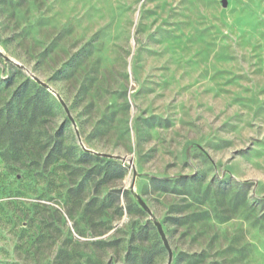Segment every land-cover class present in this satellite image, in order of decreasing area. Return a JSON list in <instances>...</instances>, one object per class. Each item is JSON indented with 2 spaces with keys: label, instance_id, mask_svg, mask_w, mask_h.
Segmentation results:
<instances>
[{
  "label": "rangeland",
  "instance_id": "obj_1",
  "mask_svg": "<svg viewBox=\"0 0 264 264\" xmlns=\"http://www.w3.org/2000/svg\"><path fill=\"white\" fill-rule=\"evenodd\" d=\"M223 1L0 0V264H168L156 223L264 264V0Z\"/></svg>",
  "mask_w": 264,
  "mask_h": 264
},
{
  "label": "water",
  "instance_id": "obj_2",
  "mask_svg": "<svg viewBox=\"0 0 264 264\" xmlns=\"http://www.w3.org/2000/svg\"><path fill=\"white\" fill-rule=\"evenodd\" d=\"M223 5H224V7L227 6V1L226 0L223 1ZM37 81L40 82L38 79H37ZM67 112H68V110H67ZM140 204L145 210H147L150 213L149 208L147 207V205L143 201H140ZM156 226H157L158 232H159V234L161 236V239L163 240L164 246L166 247V249L168 250V253H169V263L168 264H171V262L173 260V251H172V249H171V247L169 245V242L167 240V237H166V234H165V232L163 230L162 225L160 223H156Z\"/></svg>",
  "mask_w": 264,
  "mask_h": 264
},
{
  "label": "bare ground",
  "instance_id": "obj_3",
  "mask_svg": "<svg viewBox=\"0 0 264 264\" xmlns=\"http://www.w3.org/2000/svg\"><path fill=\"white\" fill-rule=\"evenodd\" d=\"M185 3V2H184ZM45 27V26H44ZM47 31V30H46ZM46 41V40H45ZM57 43V42H56Z\"/></svg>",
  "mask_w": 264,
  "mask_h": 264
},
{
  "label": "trees",
  "instance_id": "obj_4",
  "mask_svg": "<svg viewBox=\"0 0 264 264\" xmlns=\"http://www.w3.org/2000/svg\"><path fill=\"white\" fill-rule=\"evenodd\" d=\"M88 156V155H87Z\"/></svg>",
  "mask_w": 264,
  "mask_h": 264
}]
</instances>
